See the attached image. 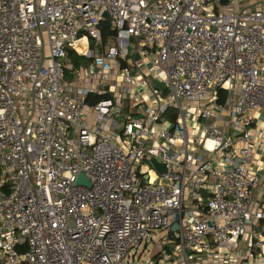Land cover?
<instances>
[{
	"label": "built area",
	"instance_id": "obj_1",
	"mask_svg": "<svg viewBox=\"0 0 264 264\" xmlns=\"http://www.w3.org/2000/svg\"><path fill=\"white\" fill-rule=\"evenodd\" d=\"M260 120L264 0H0V264H258Z\"/></svg>",
	"mask_w": 264,
	"mask_h": 264
},
{
	"label": "crops",
	"instance_id": "obj_2",
	"mask_svg": "<svg viewBox=\"0 0 264 264\" xmlns=\"http://www.w3.org/2000/svg\"><path fill=\"white\" fill-rule=\"evenodd\" d=\"M145 74H148L147 70L144 71ZM148 94H145L147 97ZM257 128L259 131L264 133V121H259L257 123ZM258 162V166H255V170L258 173L259 176V185L254 190L253 193V209L256 212L264 213V149L261 147H258L254 150V163L256 164ZM254 232L263 239L264 238V222L262 221L260 223V226L256 227ZM243 245H246V241L244 240ZM259 253V251H257ZM263 253V251H262ZM258 264H264V253L259 259Z\"/></svg>",
	"mask_w": 264,
	"mask_h": 264
},
{
	"label": "trees",
	"instance_id": "obj_3",
	"mask_svg": "<svg viewBox=\"0 0 264 264\" xmlns=\"http://www.w3.org/2000/svg\"><path fill=\"white\" fill-rule=\"evenodd\" d=\"M102 31H103L104 43H106L107 40L114 35V33L111 32L109 24L107 22L106 23L104 22L103 27H102ZM68 58L71 61V63L74 65L75 68H79L82 65L88 66L92 61L91 59H88V58H85L83 56L78 55L73 50L68 51ZM97 99H91V101H89L90 104H94V102H96Z\"/></svg>",
	"mask_w": 264,
	"mask_h": 264
},
{
	"label": "water",
	"instance_id": "obj_4",
	"mask_svg": "<svg viewBox=\"0 0 264 264\" xmlns=\"http://www.w3.org/2000/svg\"><path fill=\"white\" fill-rule=\"evenodd\" d=\"M104 18L105 19H108L109 18V16H108V14H105L104 15ZM152 86L155 88V89H157V90H159V91H163L164 90V88H165V84H163V83H161V82H159V81H157V80H153L152 81ZM153 162V165L155 166V168L161 173V174H163V173H165L166 172V169H165V167H163V166H161L160 164H158L155 160H153L152 161ZM86 185L87 187H91V184H90V182L85 178V176L84 175H80L79 176V179H78V181H77V185ZM177 228V226H175L174 227V230Z\"/></svg>",
	"mask_w": 264,
	"mask_h": 264
},
{
	"label": "rangeland",
	"instance_id": "obj_5",
	"mask_svg": "<svg viewBox=\"0 0 264 264\" xmlns=\"http://www.w3.org/2000/svg\"><path fill=\"white\" fill-rule=\"evenodd\" d=\"M160 74L164 75V71L162 69H160ZM214 114H216V113L214 112ZM211 122L212 121H206L205 123L211 124ZM163 238H167V235L165 233L159 234L158 238L154 237V243L160 244L161 239H163ZM149 251L154 252V244L153 243L148 246V250L146 251L144 256L142 255L143 254V248L141 249V251L139 253L141 261L146 262L152 256V254H150Z\"/></svg>",
	"mask_w": 264,
	"mask_h": 264
},
{
	"label": "bare ground",
	"instance_id": "obj_6",
	"mask_svg": "<svg viewBox=\"0 0 264 264\" xmlns=\"http://www.w3.org/2000/svg\"><path fill=\"white\" fill-rule=\"evenodd\" d=\"M76 48L78 49V51H80L81 53H87V44H86V40H83L79 43L76 44Z\"/></svg>",
	"mask_w": 264,
	"mask_h": 264
}]
</instances>
